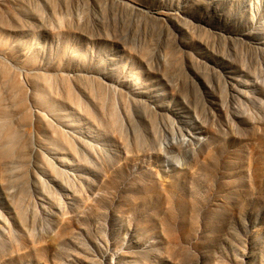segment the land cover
<instances>
[{
    "label": "rangeland",
    "instance_id": "1",
    "mask_svg": "<svg viewBox=\"0 0 264 264\" xmlns=\"http://www.w3.org/2000/svg\"><path fill=\"white\" fill-rule=\"evenodd\" d=\"M0 264H264V0H0Z\"/></svg>",
    "mask_w": 264,
    "mask_h": 264
}]
</instances>
